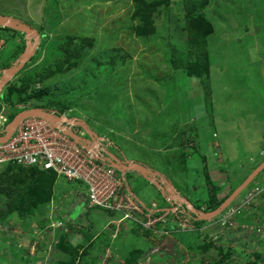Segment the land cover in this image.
<instances>
[{
  "label": "rangeland",
  "instance_id": "374dc122",
  "mask_svg": "<svg viewBox=\"0 0 264 264\" xmlns=\"http://www.w3.org/2000/svg\"><path fill=\"white\" fill-rule=\"evenodd\" d=\"M203 1L205 7L194 17L208 36V72L189 77L167 60L171 45L185 51L184 0H145L151 29L143 34L138 29L142 23L133 17L134 0H0V15L36 33L29 37L37 40L25 70L44 60L45 66L56 64V55L46 58V39L56 48L69 39L71 48L80 47L72 61L75 67L55 72L38 87L48 89L43 101L34 97L28 104L46 106L49 100L57 103L52 108L72 110L113 144L109 150L117 159L160 173L196 208L197 202L208 201L212 186L222 201L264 162V0H192ZM1 35L10 45L0 53V67L9 69L23 51L13 52L14 44L21 47L23 41L25 49L27 39L10 29ZM10 83L16 85L15 80ZM6 93L0 96V108L12 117L19 103L12 104ZM204 149L206 173L200 153ZM218 149L220 156L215 155ZM179 152L185 154L183 173L172 171ZM7 169L0 167V176ZM207 170L212 172L210 181L204 177ZM125 179L144 208H168L157 189L136 172H127ZM57 182L62 185L55 192L63 212L53 215L63 218L51 217L50 222L62 226L51 230L48 222L37 228L43 211L24 219L7 215L0 222V264H68L69 252L58 243L65 239L75 249L76 264H264V169L221 212L226 220L221 214L195 220L182 213L185 225L180 229L171 214L163 227L148 232L119 214L87 208L73 195L80 191L81 199L86 191L82 184L63 178ZM4 188L0 214L7 207ZM251 191L259 194L247 201ZM201 205L197 210L206 213ZM233 207L236 211L230 213ZM134 250L137 258L132 259Z\"/></svg>",
  "mask_w": 264,
  "mask_h": 264
},
{
  "label": "built area",
  "instance_id": "2783aa9c",
  "mask_svg": "<svg viewBox=\"0 0 264 264\" xmlns=\"http://www.w3.org/2000/svg\"><path fill=\"white\" fill-rule=\"evenodd\" d=\"M5 47V41L0 39V53ZM8 78V72L0 68V93L5 88L6 85L3 84ZM14 109L27 112L32 108L19 104ZM3 112L2 105L0 138L5 136L6 128L10 124L8 116ZM48 112L43 110L41 116L22 119L6 141L0 142V167L13 164L22 168H38L42 171H52L58 180L63 178L66 182L82 184L86 191L81 200L87 208H98L112 215L119 214L122 220H133L135 222L133 225L147 231L163 227L171 214L175 216L171 222L176 223L180 229L184 227L185 221H181L179 217L184 213L181 198L178 192H173L175 189L171 184H164L161 177L158 181L155 179L158 183L157 188L168 205L166 210L152 211L144 208L131 193L125 179L126 173H121L112 166L109 147H114L113 144L103 136L88 135L77 126L75 119L65 114L58 116ZM69 135L75 136L76 139ZM79 192H74V198L79 199ZM254 196L250 194L247 201ZM58 204L51 201L47 206L49 220L51 217L52 220L62 217L55 219L53 215L62 211ZM235 211L236 207H233L230 213ZM221 219L226 220V213ZM52 223L50 222L49 226L51 230L55 228L57 230L62 226L58 221Z\"/></svg>",
  "mask_w": 264,
  "mask_h": 264
},
{
  "label": "trees",
  "instance_id": "16d2710c",
  "mask_svg": "<svg viewBox=\"0 0 264 264\" xmlns=\"http://www.w3.org/2000/svg\"><path fill=\"white\" fill-rule=\"evenodd\" d=\"M166 1L168 0H162L161 3H165ZM134 2L137 10L133 13V17L139 19L140 22L142 23V27L140 26L138 29L139 31L141 30L140 32L143 34L144 32H148L151 29V25L149 24L148 7L145 0H134ZM184 2H185V10H186L184 16V20H185L184 41L186 43L185 51L180 50L176 45H171L170 46L171 54L168 55L167 60L174 70H181L185 75L191 77L196 74H199L200 71L202 70L205 73L208 72L207 43H206V38L208 36L205 34L204 27L202 26V21L194 17V15L198 11L197 9H203L205 7L206 2L203 1L198 4L193 3L192 0H184ZM143 24L146 26H144ZM6 30H7L6 28L4 29L0 28V37L2 36L1 35L2 32H6ZM9 38L15 39V35L10 34ZM71 42L72 40L69 39L65 41L64 44H62L63 47L56 48L54 44H52V40L50 41L47 39L46 41L44 40L43 45L46 48L45 52H48L47 53L48 56L46 58L48 57L51 58L56 55V57H58L56 60V64L52 65L49 63L50 65L45 66L46 61L44 60L39 64L35 65L31 69L28 68L27 70L25 69L21 70V72H19L15 78L16 85L14 84L13 86H11L10 84L6 88V92L10 94L9 95L6 93L8 95L9 101L12 104L14 103L25 104L27 103V101H30L34 97L39 101H43V97L47 96L46 93H48V89L45 86L36 89L35 86L44 84V82H46L47 79L51 78L55 72L60 74L65 73L75 67V64L72 61L74 60V58L79 56L80 47L76 46L74 47V49L71 48ZM22 43L23 44L21 45V47H18L19 45L18 43L14 44L13 52L18 51L19 48L21 50H24V42L22 41ZM5 44L6 46L10 45L9 40H5ZM29 72L31 73L29 74ZM48 101L49 100L46 101L47 105L45 107L52 109V103L54 102L52 101L48 102ZM48 103L51 104L50 107ZM57 110L62 112L61 109H57ZM12 118L13 117H11V119ZM195 135L197 136V134ZM198 136L200 137V135ZM181 146L184 147L183 142ZM204 151L205 149L202 150L200 153L203 155L202 159L204 160L202 162L203 164L202 170L203 172L206 173L207 166L205 163L206 161L204 159ZM177 154L179 155V157L178 160H175V165L173 166L174 168L172 167L173 168L172 171L180 170V173H183L186 169V166L184 168V165L186 163L184 157L185 154L183 152H179ZM6 166L8 168L7 171L2 176H0V187L2 185L5 186L3 195L6 196L7 207L6 210L1 211L0 222L1 220L2 221L4 220L3 219L4 217L10 215L11 213L18 215L22 219L42 211L43 213L47 214L48 212L47 206L50 205L51 201H53L52 200L53 198H55L54 203L60 202L61 196L58 197L59 192H55V190H60L62 185H60L59 182L55 184V180L58 179L56 178V175L52 171H42L39 170L38 168H22V167L14 166L13 164H7L3 167ZM148 170L151 173L157 174L153 170L150 169ZM205 173H204L205 179L207 181H210L208 170H207V174ZM38 175L48 176L50 177L51 180L49 181L46 180L42 181L41 179L38 180L37 178ZM158 175L159 177H162L160 173ZM159 177L156 176L155 178L156 181H158ZM52 179H53V183H52ZM148 184L150 185V187L152 188L154 187V185L150 183ZM184 189L186 190V187H184ZM217 196H218V188L212 186L210 191L208 192V201L205 203L201 202V204H203L204 206V210L213 211L217 209V207L226 198L225 197L222 201H218ZM197 204L198 206L202 207L200 203L197 202ZM198 206L197 208H200ZM46 214L43 217L42 222L39 225H36L37 228L44 227V225H48V222H50ZM109 214L112 215L111 213ZM189 215L191 216L190 213ZM196 223L197 222H194V225L198 226ZM65 234H67V231L62 232L59 235V240L62 239V237H64ZM68 241L69 240L65 239V241L62 240L59 241L58 243L61 242L69 252L68 254L71 257V260L68 262V264H76L77 255L75 253V249ZM130 258L132 259L137 258L136 251L130 254Z\"/></svg>",
  "mask_w": 264,
  "mask_h": 264
},
{
  "label": "water",
  "instance_id": "95a60500",
  "mask_svg": "<svg viewBox=\"0 0 264 264\" xmlns=\"http://www.w3.org/2000/svg\"><path fill=\"white\" fill-rule=\"evenodd\" d=\"M0 28H7L10 29L12 31L15 32H19V33H23L27 39L26 43H25V49L22 52V54L17 58L16 62L14 63L13 66H11L7 72L9 74V78L6 79V81L4 82L3 85H5L8 81L11 80V78L13 76H15V74H17L20 70H22V68L24 67L25 63L27 62L30 54L33 51V47L31 46V44H35L37 38L33 37L29 38L30 36L35 35V31L32 30L29 26L20 23L17 20H14L8 16H3L0 15ZM29 39H28V38ZM32 39V41H31ZM2 85V86H3ZM42 111L39 109H32L29 110L27 112H21L19 114H17L13 120L11 121V123L7 126L6 131H5V136L0 138V142H4L6 141V139L10 136L12 130L16 127V125L24 118L27 117H38L41 116ZM45 118H47V116L45 115ZM89 135V133H88ZM71 136L73 139H76L75 136L73 135H69ZM112 160H113V164L112 166L117 170L120 171L121 173H127V172H136L143 180L147 181L150 184H154V186L157 188L158 187V183L155 182V178L156 176L159 177L158 174H154L151 173L147 168L143 167L142 165H139L137 163H134L133 161H128L126 159H123L122 161L117 159L115 156L111 155ZM264 169V162L259 165L257 167V169L252 172L247 179L237 188L234 190V192L223 202L220 204V206L215 209L214 211L208 213H204L203 211H196L194 210L190 203L184 199L185 202V206L186 208L189 210L190 214L192 217H196V219H211V218H215L218 215L221 214V212H223V210H225L226 207H228V205L248 186V184L251 182V180L262 170ZM162 178V177H161ZM164 184L166 183V185H170L169 182L166 181V179H163ZM199 215V217L197 216Z\"/></svg>",
  "mask_w": 264,
  "mask_h": 264
},
{
  "label": "clouds",
  "instance_id": "9594fccd",
  "mask_svg": "<svg viewBox=\"0 0 264 264\" xmlns=\"http://www.w3.org/2000/svg\"><path fill=\"white\" fill-rule=\"evenodd\" d=\"M2 29H4V28H2ZM6 29H7V28H6ZM23 39H24V38H23ZM3 40H4V39H3ZM4 41H5V40H4ZM6 47H7V46H6ZM6 47H5V48H6ZM23 51H24V50H23ZM23 51H22V52H23ZM22 52H21L20 54H18V55L20 56V55L22 54ZM19 56H18V57H19ZM13 65H14V63L11 64V66H13ZM11 66H10V67H11ZM0 68H1L2 70H5V71L8 70L6 67H0ZM23 69H24V68H22V70H23ZM19 72H21V70H20ZM19 72H18V73H19ZM18 73H17V74H18ZM17 74H15V76H13V79H12V80L8 81V82L5 84L6 86H5V88L2 90V92H5V91H6V88H7L10 84H12V83H10V82H12V81L15 80ZM38 87H39V85H36V86H35L36 89H39ZM2 92L0 93V96H1ZM35 103H36V102H35ZM20 105H23V104H20ZM26 105H29V104H28V101H27ZM29 106H31V105H29ZM31 108H32V109H39V110H41V111H43V110H48V111H50V112H52V113H54V114H58V116L61 115V114H65V115L69 116L70 118L75 119L76 122H77V126H78L79 128H82L83 130H85V132H86L87 134H88V133H89V135H90V134H96V133H94V131H93V132L91 131V129L86 125V122H85L82 118H80V117H79L78 115H76V114H72V110H67V111H65V112H63V111L61 112V111H58V110L55 109V108H52V109L47 108V107H45L44 105H32ZM32 109H30V110H32ZM50 112H49V113H50ZM19 113H21V112H18L17 114H19ZM17 114H16V115H17ZM16 115H15V116H16ZM15 116H12V117L14 118ZM8 118H9L10 123H11V121L13 120V118H12V119H11V117H8ZM1 138H2V137H1ZM113 148H114V147H113ZM110 153H111V150H110ZM111 155L115 156L113 153H111ZM263 155H264V152H263ZM163 179H164V178H163ZM166 181L168 182V180H166ZM240 184H242V182H241ZM240 184H239V185H240ZM152 185H154V184H152ZM154 187H155V186H154ZM155 188H156V187H155ZM247 188H248V186H247L245 189L247 190ZM156 189H157V191L159 192V194L161 195V193H160V191L158 190V188H156ZM235 189H237V188H235ZM235 189H234V190H235ZM245 189H244V190H245ZM234 190H233L231 193L229 192V194L231 195V194L234 192ZM244 190H243V191H244ZM246 190H245V191H246ZM252 192H253V191H251V194H252ZM258 194H259V193H256L255 196L258 195ZM230 195H229V196H230ZM179 196H180V194H179ZM229 196H228V197H229ZM238 196H239V195H238ZM238 196H237V197H238ZM228 197H226L225 200H226ZM237 197H236V198H237ZM161 198H162V196H161ZM180 198H181V201H180V202L182 203V207H183V210H184V213H185L184 215L187 214L188 216H190V215L188 214V213H190V212H189V210L186 208V206H185V202H184V199H186L187 201H188V199H187L186 197H181V196H180ZM236 198H235V199H236ZM162 199H163V198H162ZM235 199H234V200H233L228 206H230V205L235 201ZM189 203H190V202H189ZM190 205H191V207H192L194 210L198 211V210H197L198 208H196V206L194 205V203H190ZM143 206H144V205H143ZM219 206H220V205H219ZM219 206H218V207H219ZM218 207H217V208H218ZM225 209H227V207H226ZM204 211L207 212L206 210H204ZM187 212H188V213H187ZM223 215H224V214H221L220 217L222 218ZM191 217H192V216H191ZM193 218H195V217H193ZM195 220H196V219H195Z\"/></svg>",
  "mask_w": 264,
  "mask_h": 264
},
{
  "label": "crops",
  "instance_id": "0c3cea01",
  "mask_svg": "<svg viewBox=\"0 0 264 264\" xmlns=\"http://www.w3.org/2000/svg\"><path fill=\"white\" fill-rule=\"evenodd\" d=\"M211 142H212V140H211ZM224 147V146H223ZM222 152H221V150L220 149H218V152L215 154V155H217V156H220V155H222L221 154ZM206 160H207V158H206ZM207 166V165H206ZM209 171V170H208ZM208 175H209V177L211 178V175H212V172H208ZM219 196V195H218ZM217 196V199H220L221 197H218ZM207 199H208V191H207ZM79 200V202H80V200L81 199H78ZM82 201V200H81ZM103 221H105L106 222V220H103ZM134 251H136V250H134Z\"/></svg>",
  "mask_w": 264,
  "mask_h": 264
},
{
  "label": "bare ground",
  "instance_id": "6f19581e",
  "mask_svg": "<svg viewBox=\"0 0 264 264\" xmlns=\"http://www.w3.org/2000/svg\"><path fill=\"white\" fill-rule=\"evenodd\" d=\"M173 192H175V193H176V190H174Z\"/></svg>",
  "mask_w": 264,
  "mask_h": 264
},
{
  "label": "flooded vegetation",
  "instance_id": "af4514ba",
  "mask_svg": "<svg viewBox=\"0 0 264 264\" xmlns=\"http://www.w3.org/2000/svg\"><path fill=\"white\" fill-rule=\"evenodd\" d=\"M196 219V218H195Z\"/></svg>",
  "mask_w": 264,
  "mask_h": 264
}]
</instances>
